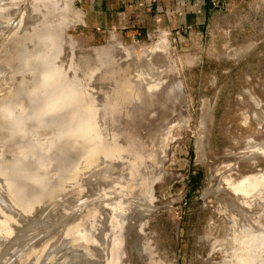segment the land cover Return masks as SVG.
Listing matches in <instances>:
<instances>
[{
  "label": "rangeland",
  "instance_id": "1",
  "mask_svg": "<svg viewBox=\"0 0 264 264\" xmlns=\"http://www.w3.org/2000/svg\"><path fill=\"white\" fill-rule=\"evenodd\" d=\"M78 3L0 0V264H264L261 58Z\"/></svg>",
  "mask_w": 264,
  "mask_h": 264
},
{
  "label": "crops",
  "instance_id": "2",
  "mask_svg": "<svg viewBox=\"0 0 264 264\" xmlns=\"http://www.w3.org/2000/svg\"><path fill=\"white\" fill-rule=\"evenodd\" d=\"M86 29L140 42L157 33L196 40L200 53L221 47L240 61L257 54L264 63V5L256 0H79ZM241 39L240 42H230ZM202 55V56H203ZM248 80H251L250 78Z\"/></svg>",
  "mask_w": 264,
  "mask_h": 264
},
{
  "label": "built area",
  "instance_id": "3",
  "mask_svg": "<svg viewBox=\"0 0 264 264\" xmlns=\"http://www.w3.org/2000/svg\"><path fill=\"white\" fill-rule=\"evenodd\" d=\"M135 1H140V0H135ZM150 1L152 4H156L158 2V0H150ZM256 1H258V3H261L262 5H264V0H256Z\"/></svg>",
  "mask_w": 264,
  "mask_h": 264
},
{
  "label": "trees",
  "instance_id": "4",
  "mask_svg": "<svg viewBox=\"0 0 264 264\" xmlns=\"http://www.w3.org/2000/svg\"><path fill=\"white\" fill-rule=\"evenodd\" d=\"M191 183H192V184H195V183H196V179H195V180L192 179V180H191Z\"/></svg>",
  "mask_w": 264,
  "mask_h": 264
}]
</instances>
